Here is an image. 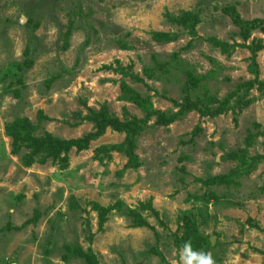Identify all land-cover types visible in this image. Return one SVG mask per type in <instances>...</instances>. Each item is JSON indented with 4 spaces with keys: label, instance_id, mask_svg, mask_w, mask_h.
I'll list each match as a JSON object with an SVG mask.
<instances>
[{
    "label": "rangeland",
    "instance_id": "obj_1",
    "mask_svg": "<svg viewBox=\"0 0 264 264\" xmlns=\"http://www.w3.org/2000/svg\"><path fill=\"white\" fill-rule=\"evenodd\" d=\"M260 23L264 0H0V264H176L185 241L264 264Z\"/></svg>",
    "mask_w": 264,
    "mask_h": 264
},
{
    "label": "trees",
    "instance_id": "obj_2",
    "mask_svg": "<svg viewBox=\"0 0 264 264\" xmlns=\"http://www.w3.org/2000/svg\"><path fill=\"white\" fill-rule=\"evenodd\" d=\"M237 19V17H236ZM260 25V28L261 27V23L259 24ZM248 26V31L247 33L252 31V29H255L256 26H254L253 24H247ZM262 30L264 31V28H262ZM250 35L247 36V34L245 35L244 34V38L247 40L249 38ZM213 44H215L216 46H221V47H224L223 44L219 41H217L216 39H212ZM121 44V43H120ZM177 58V57H176ZM176 58H172V63L170 61L168 62H159L157 59H156V68H158L159 70H162V71H170V68H173V65L174 64L175 66H177L174 62L176 61ZM179 66V65H178ZM188 78H186V81L184 83V88H186V90L188 91L189 93V98L187 99L188 100V103L190 104V108L192 110H196V111H199L200 113H204V114H207V113H210L211 111L208 110V108H203L201 103L202 101H204L205 99H201V98H197L196 100H194V95H193V90L195 88H198L201 86V83L202 82H205L206 80H208L206 77H203L202 79H197V77L194 75V72H188ZM248 85V83L246 84ZM205 89V87L203 88ZM202 89V90H203ZM191 92H192V95H191ZM196 93V92H195ZM198 96V95H197ZM196 96V97H197ZM209 96V95H208ZM125 98L128 99L129 101H133L135 102L136 104H141V97L137 94V93H134L133 90H130V89H126L125 90ZM208 102H212L211 101V97H207L206 99ZM210 100V101H209ZM219 108L218 109H214L212 112L213 113H218L219 112ZM221 111V110H220Z\"/></svg>",
    "mask_w": 264,
    "mask_h": 264
},
{
    "label": "clouds",
    "instance_id": "obj_3",
    "mask_svg": "<svg viewBox=\"0 0 264 264\" xmlns=\"http://www.w3.org/2000/svg\"><path fill=\"white\" fill-rule=\"evenodd\" d=\"M177 255L176 264H215L210 252L194 250L191 241H185Z\"/></svg>",
    "mask_w": 264,
    "mask_h": 264
}]
</instances>
